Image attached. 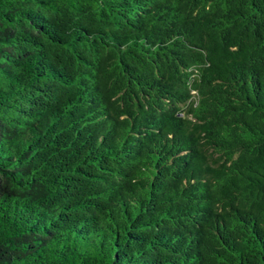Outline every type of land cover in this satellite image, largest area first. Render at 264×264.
<instances>
[{"label": "trees", "instance_id": "1", "mask_svg": "<svg viewBox=\"0 0 264 264\" xmlns=\"http://www.w3.org/2000/svg\"><path fill=\"white\" fill-rule=\"evenodd\" d=\"M0 264H264V0H0Z\"/></svg>", "mask_w": 264, "mask_h": 264}]
</instances>
